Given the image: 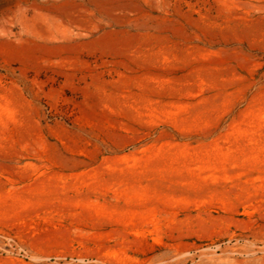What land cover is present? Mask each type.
<instances>
[{
	"label": "rangeland",
	"instance_id": "rangeland-1",
	"mask_svg": "<svg viewBox=\"0 0 264 264\" xmlns=\"http://www.w3.org/2000/svg\"><path fill=\"white\" fill-rule=\"evenodd\" d=\"M0 264H264V0H0Z\"/></svg>",
	"mask_w": 264,
	"mask_h": 264
}]
</instances>
